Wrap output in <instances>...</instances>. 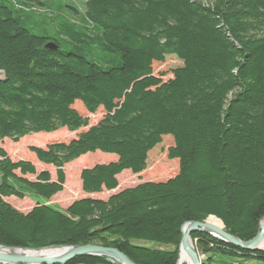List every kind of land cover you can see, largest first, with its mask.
<instances>
[{
    "label": "trees",
    "instance_id": "trees-1",
    "mask_svg": "<svg viewBox=\"0 0 264 264\" xmlns=\"http://www.w3.org/2000/svg\"><path fill=\"white\" fill-rule=\"evenodd\" d=\"M16 3L0 0V142L47 141L18 159L0 145V245L93 243L137 264H177L186 222L215 216L242 240L258 234L264 0H86L79 18L67 5L49 15L55 36L22 25L29 4L49 9V0ZM63 130L77 134L48 142ZM75 171L83 195L64 210L49 204ZM26 198L35 201L28 211L9 201ZM192 238L202 264L218 253L264 264V250ZM67 264L120 263L78 256Z\"/></svg>",
    "mask_w": 264,
    "mask_h": 264
},
{
    "label": "water",
    "instance_id": "water-1",
    "mask_svg": "<svg viewBox=\"0 0 264 264\" xmlns=\"http://www.w3.org/2000/svg\"><path fill=\"white\" fill-rule=\"evenodd\" d=\"M46 48L57 49L55 42L50 41ZM223 223V222H222ZM224 226V224H223ZM260 231L251 240H242L231 234L225 228H218L205 221H189L182 225V238L179 245V260L182 254L189 260V264H202L192 234L196 232L208 234L224 243L242 248L244 250H264V218L260 221ZM59 249V252L45 254V251ZM78 256H105L120 264H137L125 253L114 247L100 244L84 245H49L43 247H18L0 245V264H67Z\"/></svg>",
    "mask_w": 264,
    "mask_h": 264
},
{
    "label": "rangeland",
    "instance_id": "rangeland-1",
    "mask_svg": "<svg viewBox=\"0 0 264 264\" xmlns=\"http://www.w3.org/2000/svg\"><path fill=\"white\" fill-rule=\"evenodd\" d=\"M17 1V0H16ZM15 0H13V2L15 3V5H17ZM205 1H209V0H205ZM50 6L48 7L49 9L40 7L38 5L35 4H29L31 10L30 11H25L24 14V18L22 20V25L25 26L27 29H29L33 34L35 35H45V34H49L51 36H55L56 35V31L54 26L51 24L50 14H56L58 11V7L60 5H67V6H71V7H75L77 9V14H78V18L83 14L84 10H85V6H86V0H49ZM29 8V9H30ZM66 12H65V17L69 18V19H73L75 16V13L73 11V9H71L70 7H66L65 8ZM88 57L90 58L91 56L88 55ZM4 75L2 73H0V78H3ZM75 107L84 115H88V112L83 108L82 104L77 102L75 104ZM103 115L102 111H99L97 114L93 115L92 117L95 120H98L101 116ZM77 133H72L66 130L62 131V134L58 137H56L55 139H51L48 140V142H51L52 140H70L71 138H73ZM47 140H41V141H35V140H29V139H22L19 142H13V141H4V142H0V145H3V147H5V149L8 151V153L14 158V159H18V158H27L29 157V146L33 145V144H42L45 145ZM105 153H101V154H95V153H91L90 159H105L104 155ZM39 170H40V166H39ZM50 170H52L53 174H55L54 172V168H51ZM79 172L80 171H75L76 173V178L73 177L72 182L69 181L68 185L64 191L57 195L56 197H53L48 203L52 204L56 207H58L59 209H66V207L77 197L82 196L83 194H81V186L79 183V180L77 179V177L79 176ZM78 175V176H77ZM140 182V179L137 178V176H135V178H132L129 180L127 186H133L136 185L137 183ZM102 196H107V194L102 195ZM9 201L16 206L17 208H19L22 211H28L30 208H32L35 205V201L32 200L31 198H26L23 201H19L16 199H9ZM133 243L141 245V246H148V247H160V248H164V249H172L173 246L172 245H162L159 246L158 243L153 242V241H148V240H142V239H135L133 241ZM200 254V253H199ZM200 258L203 261L206 258L205 254H200ZM262 264L261 262H259L258 260H244L241 257H233L230 255H224V254H215L213 256V264Z\"/></svg>",
    "mask_w": 264,
    "mask_h": 264
},
{
    "label": "bare ground",
    "instance_id": "bare-ground-1",
    "mask_svg": "<svg viewBox=\"0 0 264 264\" xmlns=\"http://www.w3.org/2000/svg\"><path fill=\"white\" fill-rule=\"evenodd\" d=\"M201 1L207 2L205 0H201ZM207 222L210 225H213V226L218 227V228H223L224 227L222 221L220 219H218L217 217H215V216L209 217L207 219ZM59 251H60L59 249H52V250L45 251V254H50L52 252L56 253V252H59ZM181 263L189 264V260L186 258V256L184 254H182Z\"/></svg>",
    "mask_w": 264,
    "mask_h": 264
}]
</instances>
